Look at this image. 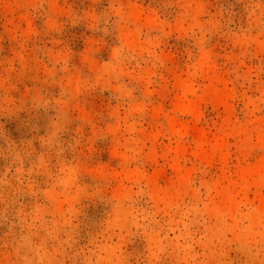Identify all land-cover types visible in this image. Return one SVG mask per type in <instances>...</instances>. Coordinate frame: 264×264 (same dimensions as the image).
I'll use <instances>...</instances> for the list:
<instances>
[{"label": "rangeland", "instance_id": "obj_1", "mask_svg": "<svg viewBox=\"0 0 264 264\" xmlns=\"http://www.w3.org/2000/svg\"><path fill=\"white\" fill-rule=\"evenodd\" d=\"M260 166L264 0H0V264H264Z\"/></svg>", "mask_w": 264, "mask_h": 264}, {"label": "bare ground", "instance_id": "obj_2", "mask_svg": "<svg viewBox=\"0 0 264 264\" xmlns=\"http://www.w3.org/2000/svg\"><path fill=\"white\" fill-rule=\"evenodd\" d=\"M262 167H264V166H260L259 168H262ZM262 170H264V169H262ZM254 173H255V169L251 168V169L244 170L242 172V175L245 177H248V178H254V175H255Z\"/></svg>", "mask_w": 264, "mask_h": 264}]
</instances>
